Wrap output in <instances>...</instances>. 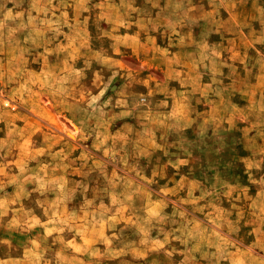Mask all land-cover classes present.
I'll return each instance as SVG.
<instances>
[{
	"label": "rangeland",
	"instance_id": "374dc122",
	"mask_svg": "<svg viewBox=\"0 0 264 264\" xmlns=\"http://www.w3.org/2000/svg\"><path fill=\"white\" fill-rule=\"evenodd\" d=\"M0 264H264V0H0Z\"/></svg>",
	"mask_w": 264,
	"mask_h": 264
},
{
	"label": "crops",
	"instance_id": "0c3cea01",
	"mask_svg": "<svg viewBox=\"0 0 264 264\" xmlns=\"http://www.w3.org/2000/svg\"><path fill=\"white\" fill-rule=\"evenodd\" d=\"M157 42H156V40L155 39H150L149 41H147L146 43H144L145 44V46L146 47H148V48H152L153 46H155V44H156ZM146 61H147V63H149V61H150V59H149V61L146 59ZM158 61V60H157ZM160 62V59H159V61L157 62L158 63V65L160 64L159 63ZM157 63H155V65L157 64ZM153 65V64H152ZM182 103V100H181V98L180 97H178L177 98V102H175V104L177 105V106H179V107H176L177 108V114H179V113H182V114H184L185 113V109L184 108H182V110H183V112H181V110H179V109H181V107H180V104ZM176 108H174V107H172V109L174 110V109H176ZM194 108V107H193ZM192 108V109H193ZM191 109V111H190V108H189V111L186 113L187 115H189V116H194V114L196 113V109H193L192 110ZM190 119H189V121L191 120V118L192 117H189ZM192 121V120H191ZM182 124V123H181ZM181 127H182V129H183V131L184 130H188L189 132L191 131V130H193L194 128H195V124H194V122L192 121V122H187V123H184V124H182L181 125ZM181 129V130H182ZM180 142V141H179ZM195 142V141H194ZM202 142V141H201ZM181 143H183V142H181ZM180 143V144H181ZM203 143V142H202ZM208 143H210V142H208V141H205L204 142V146L205 145H207ZM193 144H192V141H191V139H189V140H187V142L186 143H184L183 145H181V146H188V147H186L185 148V150H183V151H181V152H173L172 154H171V159H172V162L173 163H179V165H181V166H184V165H189V163H191V162H196L197 161V157H196V155L195 154H193V148L195 147V146H192ZM174 148H177V149H179L180 147L179 146H177V147H174ZM219 152L222 150V144H221V142H220V144H219ZM218 149H215V151L216 150H218ZM217 158H219V159H217ZM220 157L218 156V157H215V161L214 162H218V161H220ZM175 168V167H174ZM177 168H178V166H177ZM179 169V168H178ZM181 173L179 172V171H177V175H180ZM182 176V175H181Z\"/></svg>",
	"mask_w": 264,
	"mask_h": 264
}]
</instances>
